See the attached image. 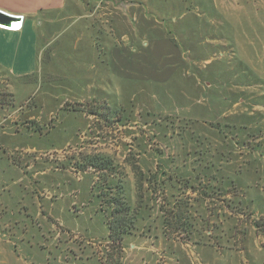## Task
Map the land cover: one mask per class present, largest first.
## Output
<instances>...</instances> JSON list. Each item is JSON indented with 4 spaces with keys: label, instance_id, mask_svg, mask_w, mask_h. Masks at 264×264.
Wrapping results in <instances>:
<instances>
[{
    "label": "rangeland",
    "instance_id": "374dc122",
    "mask_svg": "<svg viewBox=\"0 0 264 264\" xmlns=\"http://www.w3.org/2000/svg\"><path fill=\"white\" fill-rule=\"evenodd\" d=\"M104 1L117 80L59 57L0 81V264H264V0ZM90 160L130 182L117 249Z\"/></svg>",
    "mask_w": 264,
    "mask_h": 264
},
{
    "label": "crops",
    "instance_id": "0c3cea01",
    "mask_svg": "<svg viewBox=\"0 0 264 264\" xmlns=\"http://www.w3.org/2000/svg\"><path fill=\"white\" fill-rule=\"evenodd\" d=\"M104 2L0 0V11L22 17L21 27L16 30L0 27V81L8 77L27 80L37 74L40 61L50 65L59 57L67 58L69 64L75 58L80 74L90 82H99L101 88L113 76L117 80L120 67L129 63L133 52L129 46L120 47L117 11L112 4ZM160 35L162 44L154 38L153 50L163 51L171 43L164 33ZM175 59L183 63L181 57H175L174 64L178 65ZM129 68L134 69L132 64ZM233 183L240 190L244 188L236 181Z\"/></svg>",
    "mask_w": 264,
    "mask_h": 264
},
{
    "label": "trees",
    "instance_id": "16d2710c",
    "mask_svg": "<svg viewBox=\"0 0 264 264\" xmlns=\"http://www.w3.org/2000/svg\"><path fill=\"white\" fill-rule=\"evenodd\" d=\"M117 121L118 120H116V122ZM79 164L80 163H78V165ZM82 166H87V170H89V168L96 169L99 167L102 174L100 175L102 180H100L99 177H96V185L100 184L98 196L102 210L108 213L109 243L113 249H117V247L120 246L123 237L131 234L135 228L134 220L129 219L131 204L130 193L126 190V186H129L130 182L127 180L124 173L115 172L114 169L113 172H108V170L111 169H109V163L107 162H98L97 167L95 161L90 160L87 161V164H82ZM81 170L84 172L86 167L85 169L81 168ZM134 176L136 189L140 187L138 190L143 192L145 190L143 187L144 181H148L147 177L142 171H140V169L135 170ZM137 179H139V181ZM98 181L99 183H97Z\"/></svg>",
    "mask_w": 264,
    "mask_h": 264
},
{
    "label": "water",
    "instance_id": "95a60500",
    "mask_svg": "<svg viewBox=\"0 0 264 264\" xmlns=\"http://www.w3.org/2000/svg\"><path fill=\"white\" fill-rule=\"evenodd\" d=\"M21 22L22 18L20 16H13L0 11V27L16 29Z\"/></svg>",
    "mask_w": 264,
    "mask_h": 264
},
{
    "label": "built area",
    "instance_id": "2783aa9c",
    "mask_svg": "<svg viewBox=\"0 0 264 264\" xmlns=\"http://www.w3.org/2000/svg\"><path fill=\"white\" fill-rule=\"evenodd\" d=\"M22 18V17H21ZM21 27V24H20V26L18 27V28H20ZM18 28H16V29H18ZM16 29H14V30H16Z\"/></svg>",
    "mask_w": 264,
    "mask_h": 264
}]
</instances>
